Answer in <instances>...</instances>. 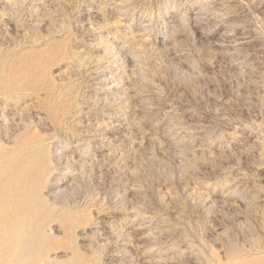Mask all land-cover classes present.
Masks as SVG:
<instances>
[{"label": "rangeland", "instance_id": "obj_1", "mask_svg": "<svg viewBox=\"0 0 264 264\" xmlns=\"http://www.w3.org/2000/svg\"><path fill=\"white\" fill-rule=\"evenodd\" d=\"M0 120V264H264V0H0Z\"/></svg>", "mask_w": 264, "mask_h": 264}, {"label": "bare ground", "instance_id": "obj_2", "mask_svg": "<svg viewBox=\"0 0 264 264\" xmlns=\"http://www.w3.org/2000/svg\"><path fill=\"white\" fill-rule=\"evenodd\" d=\"M226 49V48H225ZM2 120V119H1ZM0 120V121H1ZM3 120H5V119H3ZM5 121H7V120H5ZM4 122V121H3ZM0 124H2V123H0ZM5 124V123H4ZM2 127H3V125H2ZM1 133V132H0ZM3 135V134H2ZM7 136V135H6ZM5 137V136H4ZM3 140V139H2ZM0 142H2V141H0ZM1 144V143H0ZM45 176V175H44ZM47 176V175H46ZM46 176L44 177V178H46ZM146 250V249H145ZM171 251V250H170ZM260 254V253H259ZM173 256V255H172ZM195 263V262H194ZM39 264H41V263H39Z\"/></svg>", "mask_w": 264, "mask_h": 264}]
</instances>
